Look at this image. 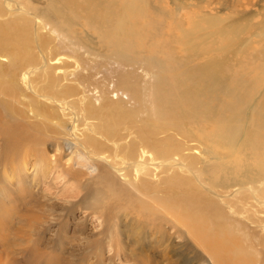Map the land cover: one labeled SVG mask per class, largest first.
Returning a JSON list of instances; mask_svg holds the SVG:
<instances>
[{
    "label": "rangeland",
    "instance_id": "1",
    "mask_svg": "<svg viewBox=\"0 0 264 264\" xmlns=\"http://www.w3.org/2000/svg\"><path fill=\"white\" fill-rule=\"evenodd\" d=\"M127 4L133 12L114 32ZM99 5L106 25L94 18ZM0 24L27 35L24 62L0 77V264H229L165 213L140 214L125 196L128 186L101 183L96 155L129 157L126 148L112 151L82 135L85 117L101 121V133L128 136L132 148L149 142L160 160L184 161L207 190L168 168L146 193L191 194L193 212L203 214L206 207L196 202L210 190L235 191L233 215L213 205L205 227L238 238L245 264H264V154L252 135L264 107V0H0ZM31 71L36 95L57 91L63 104L86 95L91 112L77 103L64 112L50 103L38 108L31 89L18 84ZM239 83L244 91L236 104L226 86ZM109 100L121 104L112 116ZM15 129L21 139L12 150L19 154L7 159L3 132ZM87 184L116 213L129 215L128 229L142 223L141 237L116 222L103 227L98 210L82 203Z\"/></svg>",
    "mask_w": 264,
    "mask_h": 264
},
{
    "label": "bare ground",
    "instance_id": "2",
    "mask_svg": "<svg viewBox=\"0 0 264 264\" xmlns=\"http://www.w3.org/2000/svg\"><path fill=\"white\" fill-rule=\"evenodd\" d=\"M102 9L103 7L99 5L97 7H93L92 12L101 14L100 11ZM132 12H133V5L131 6L130 4H127L126 7L122 8V10L120 11L117 17V20H115L114 22V24L116 23L114 32L122 31V28L124 27L129 17L131 16ZM94 18L95 19L98 18L99 24L101 25L107 24L105 22L107 18L106 13L105 14L102 13L101 16L99 17L95 16ZM26 38H27V35L25 32H22V30L17 28L16 31H11V30L6 29L5 27H2V25L0 24V77L4 78V76H6L3 73V71L9 66L16 65V64H22L24 62V57H25L24 52L26 50L23 47V43L25 42ZM228 39L229 38H225L226 41H228ZM54 65L56 68H53V69L59 68L58 62H55ZM32 73L35 74L33 71L28 72L27 75L24 76L22 81L18 82V84H19V87H22V85L24 84L26 87H29V89H31V91L35 95L33 99L35 100L38 108H41V107L50 108V105H49L50 103L53 105V108L55 110L64 112L65 111L64 109H66L68 105L74 106V103H77L79 104L81 111L83 112L86 111L88 113L91 112V109H90L91 102H90V99L86 95H83L79 99L74 100L72 102H67L65 104L61 102L60 98L58 97L60 96V94L57 91L55 92V94H53L50 97L44 96L42 94L36 95L34 91L36 89L33 88L34 87L33 80L29 79V75H31V78H32V75H33ZM219 73L220 72L217 71V74ZM54 83L55 82H52V84ZM241 83H239L236 86H232V87L226 86L227 97L228 98L231 97L229 101H235L236 104L242 103V101L240 100L242 99L244 88L241 85ZM219 84H222V83H219ZM221 86L222 85H218V89ZM67 89L68 88L64 90H67ZM219 93L222 95L225 93V90L223 87L220 88ZM261 105L264 106L263 104ZM107 106L110 109V112H112L111 114L112 116L115 114L114 111L118 107H120L121 104L118 102H115V100H111V101L109 100ZM232 108H235V107H231L230 110ZM232 118H234L233 114H232ZM99 122L101 121L91 120L85 117L84 128L80 130V132L82 133V135H84V132L85 134H88L91 137V140H93L94 142H98L97 139L99 138L100 139L99 143L100 144L104 143L105 145L106 144L109 145L112 151H117L119 148H126L127 156L129 157L127 161H123V160L118 159V157L112 158L111 156H109V154L96 155L97 157H95V160L97 159V162H102L103 167H104L102 168L104 169L103 171L104 176L99 178V180L102 181L101 183L105 182L109 186L111 185L114 190H115L114 186H120V185L123 187L128 186L129 190L124 191V193H126L125 196L128 195L127 199L131 200L134 205L139 206L137 207V209L139 210L138 212L140 214L151 218L150 213H153V212L165 213L176 224L182 227L189 237L193 238L195 241H197V243H200V245H203L209 254L219 257V261L224 260L226 261V263L228 261L229 264H245L246 263L247 261L246 252L244 248L240 245L241 243H238L239 242L238 238L233 237L237 239L238 242L232 241L229 238V235H230L229 231L224 230V229H216L215 233L211 234V231L208 229V227H205V224H206V220L204 217L205 212L210 213L212 209L214 208L213 205H216L219 209H225L226 213L233 215L232 213L233 212V200H234L233 194L235 191L233 192V194H225L226 192L224 193V192L210 190V192L212 193L211 197H209L206 201L201 200L199 202H196V203H201L203 206L206 207V210H204L203 214H198V213L193 212L192 208L195 204V203L193 204V201L196 199H190L189 197H192L191 194H183L181 196L174 197L173 195L168 196V195H160L158 193L155 194L151 192L146 193L145 191H146L147 185L150 183H154L155 179H158V178L160 179L159 175H161L162 172H164L168 168L177 170L180 174L188 173L192 175L195 179H196V175L193 173V170L189 168L187 164H185L184 161H181L178 158L174 160H171L169 158L160 160L158 158V154L155 152V145L153 143L150 144L149 142H143L142 146L138 145V149H136V148H132V146L129 144V141L127 139L128 136L126 135L115 139L114 136H110L105 133L99 132V128L101 127V124ZM15 131L16 129L3 132L7 140V141L5 140L6 141L5 157L7 159L14 158V153L17 150V149L12 150L14 143H17V142L19 143V140L21 139L19 137L20 132L14 133ZM252 135L259 142L256 150L260 151L261 154H264V107L255 113V116L252 120ZM16 153L19 154L18 150L16 151ZM134 154L136 155L133 157ZM93 158L94 157H92V159ZM78 160L80 163H82V165H79V166H83L84 168L87 166L86 160L84 159L80 160L79 158ZM174 166H178V167L176 168ZM232 169L233 168H231L230 165L226 166V170L228 172L232 171ZM153 171L161 172V173H158L155 176H153ZM16 172H18V170ZM94 172L95 170H92L91 172L88 173V175L92 176ZM66 173L70 178L71 177L75 178L76 176V172L71 171V169H69L68 171L66 170ZM117 176L119 177V179L117 178ZM193 177H191V179ZM117 181H119L120 185L115 183ZM196 181H197V184L200 185V188L205 190V188L200 184V180L196 179ZM86 186L87 187L85 189L87 191V194L86 196L84 194L85 197L82 196L84 197L82 203L87 209L93 208V211L98 210L97 214H99L98 216L102 220L103 227L104 225H107L108 227L113 226L115 223L114 224L112 223L116 222V225L119 223L122 225L123 228L127 227V230L132 232V235L135 237L136 235L140 236L142 234V232L139 229L140 225L141 226L143 225L142 223H137L139 227L138 225H136V228L128 229V226H125L124 223H125V219L129 215L128 214L120 215L116 213L115 212L116 206L114 207V206H110L109 204H106L105 199H104V194H102V192L98 193L96 191H92L91 190L92 186H88V184ZM4 190L6 189H3L2 192ZM205 191L207 192V190ZM0 195L2 197L1 193ZM189 217H192V219ZM34 218L37 221L42 220V219L40 220L39 216H33V219ZM229 221H232V218ZM229 224L230 222L228 223V225ZM222 225H225V224H222ZM117 227H120V225L119 226L117 225ZM109 229L110 228H108V230ZM119 230L120 229H116V230L114 229L115 234L117 233L119 235L120 234ZM122 233L123 231L121 230V235ZM111 235L113 234H111L110 232L109 237H111ZM116 240H117V236H116Z\"/></svg>",
    "mask_w": 264,
    "mask_h": 264
}]
</instances>
